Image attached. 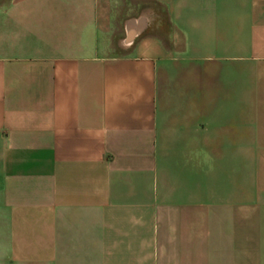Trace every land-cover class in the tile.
<instances>
[{"label": "crops", "instance_id": "1", "mask_svg": "<svg viewBox=\"0 0 264 264\" xmlns=\"http://www.w3.org/2000/svg\"><path fill=\"white\" fill-rule=\"evenodd\" d=\"M0 264H264V0H0Z\"/></svg>", "mask_w": 264, "mask_h": 264}]
</instances>
